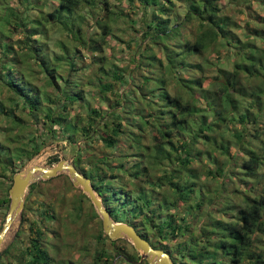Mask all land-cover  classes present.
Returning <instances> with one entry per match:
<instances>
[{
    "label": "trees",
    "instance_id": "1",
    "mask_svg": "<svg viewBox=\"0 0 264 264\" xmlns=\"http://www.w3.org/2000/svg\"><path fill=\"white\" fill-rule=\"evenodd\" d=\"M45 1L0 0V80L15 94L11 100L16 109L22 103V110L28 111L33 121L19 118L17 110L4 102H0V112L11 120L7 132L35 129L31 138H24L15 148L10 143L20 140L18 132L10 136L8 133L0 141V167H9L15 160L22 166L37 154L47 141L40 135L46 125L54 137L73 141L77 153L84 152L75 165L91 179L114 220L132 224L154 247L169 252L176 264H264V122L252 126L256 118L251 119L253 108L258 113L264 111V57L256 59L254 54L256 49L263 53L264 50L247 42L255 36L264 38V31L256 35L248 30L244 34L246 40L239 38L230 17L222 13L220 0H186L189 5L185 18L177 22L178 12H170L177 0H138V4L137 0H129L130 11L145 15L143 35L150 37L144 48L139 44L140 62L132 70L139 80L131 83L134 87L129 89L127 85L134 76L118 66L111 70L100 68L104 76L89 74V66L80 57H67L73 50L79 55L80 47L96 55L110 33L108 24L98 19L94 21L102 30L93 34L73 21L76 11L86 4L93 5V1L55 0L57 6L44 12ZM255 1L264 5V0ZM246 3L251 0L237 2ZM36 7L41 11L39 16L28 18L27 11ZM193 22L198 26L196 31L191 28ZM48 23L60 25L76 46L72 48L59 40L62 51L50 55L41 44L47 38ZM14 28L23 33L16 42L12 38ZM184 34L190 38H183ZM14 44L21 46L23 58ZM230 51L238 56L236 64L243 61L248 66V78L257 79L256 85L243 81L241 66L235 64L231 70L216 68L212 81L217 89L205 87L204 74L214 64L208 54L216 53L217 63L231 56ZM200 53L205 56L202 62L188 60ZM181 61L194 67L191 76L182 74L189 69L181 67ZM104 73L125 88L117 90L115 104L109 98L105 100L107 91H116V84L104 80ZM88 87L99 89L101 99L116 109L107 115L96 105L88 108L87 118L71 116L75 104L87 99L84 92ZM233 102L235 105L229 110ZM209 114L213 115L212 120ZM226 120L238 126L222 131ZM232 140L241 155L229 150ZM95 141L103 142L116 154L97 155L91 145ZM207 144L208 151L203 155L198 148ZM120 150L126 151L119 154ZM205 156L208 162L203 167L209 176L217 179L229 175L233 179L227 195L213 193L192 166L201 164ZM223 156L230 158L233 165L230 174ZM58 161L59 157L54 156L50 164ZM115 162L117 165L112 166ZM118 169L124 171L123 175L116 172ZM125 175L132 182L131 189L126 188ZM35 185L31 184V189ZM80 193L81 200L79 197L73 201L76 218L82 214L83 198L88 197ZM236 198L240 201L236 202ZM128 199H135L131 209L125 206ZM1 200L8 203L10 197ZM215 204L219 206L215 210L230 217L216 216L212 210ZM91 211L98 216L94 206ZM48 218L54 219L55 215L46 213L45 219ZM38 235L16 259L26 261L25 264H66V260L51 253L52 249L57 252L59 246L41 241V234ZM97 238L100 244L93 264L100 263L104 256L107 263L118 258L120 264L136 263L141 258L125 239L111 241L102 229ZM107 242L111 248L105 246ZM144 264H148L146 260Z\"/></svg>",
    "mask_w": 264,
    "mask_h": 264
},
{
    "label": "rangeland",
    "instance_id": "2",
    "mask_svg": "<svg viewBox=\"0 0 264 264\" xmlns=\"http://www.w3.org/2000/svg\"><path fill=\"white\" fill-rule=\"evenodd\" d=\"M93 5L88 4L85 5V7L82 10L76 11V13L73 15V21L76 22L78 25L80 24L81 27H83V31H88L87 33L93 34L95 30H99L101 32L102 28H100V25L94 21L95 19L101 20L102 22L108 24V27L110 28L109 35L106 37V41L103 44V48L99 53H96V55L92 52H87L85 48L80 47V53L79 55L75 54V50L72 51L70 55L67 57L73 59L76 57L80 60L84 61V64L89 66V69L87 68L86 72L89 74H96V73H102L103 71L100 70V68H105V70H111L112 67L118 66L123 71H125L127 74H133L134 81L130 82V85H127V87L132 89L134 86L131 84L133 82L137 83L139 78L138 76L135 79L137 72H132V70L135 68L136 64L140 62L138 59L140 50L139 44L141 43L140 47L144 48L145 43L149 42L150 37H145L143 35V31L145 29V24L142 22V20L145 18V15L143 13H134L131 10V4L129 0H92ZM244 0H241V2ZM47 2L44 5V12H50L57 6V1L55 0H47ZM105 2H108L107 5ZM238 0H220L219 4L220 7H223L224 15H228L230 17V23L232 28H237V33L239 38H244L246 40V34L247 32H252L254 34H261L262 31H264V5L260 4V1L251 0V3L244 4H237ZM139 1L137 0L138 4ZM16 5L15 1L13 2V5ZM172 5V4H171ZM189 5V2L186 0H177L176 4H174L173 7H171L170 12L174 14L175 12H178V17L176 18V22L182 20V18H185L187 6ZM32 7V6H31ZM36 8H31L27 11L26 15L28 18H37L39 14L41 13L40 9L38 10ZM92 9V13L89 11ZM116 12H121L123 14L117 15ZM174 12V13H173ZM151 13V12H150ZM94 15V18L92 16ZM147 15V14H146ZM97 18H96V17ZM149 18V17H146ZM250 22V26L247 25V22ZM236 22L237 25L234 23ZM48 35L46 36V39H43V43H41L43 46H45L48 49V52L50 55L59 54L62 50L60 48V43H58L59 40H64L67 42L69 46L75 47V42L73 41L72 37L69 36L65 31H62L60 25H51V23H48L47 25ZM191 28H193L194 31L198 29V26L195 22L191 24ZM249 30V31H248ZM108 31V30H107ZM96 34V33H95ZM94 34V35H95ZM23 36L22 30H17V28L13 29V35L12 38L16 42L17 39L21 38ZM183 38H190V35L184 34L182 35ZM254 37V36H253ZM195 38L197 36L195 35ZM247 42H251V44H256V46L259 49L264 50V38H260L259 36H255L254 39H250ZM37 42H33V44L36 45ZM16 46V52L21 56V58L24 57V52L20 48V45ZM1 51V49H0ZM87 52V53H86ZM195 54V53H193ZM256 59H259V57H264V53L259 50L254 51ZM229 57L223 58V60L218 61L215 63V58L217 56L216 53H209L208 58L210 60H213V65H210V67L206 70L205 78V87H209L211 89L215 88L217 89L216 85H213L212 78L215 76L217 69L216 68H224L229 69L234 68L237 64L241 66V79L243 81L245 80L250 81L249 84L255 86L257 83V79H250L248 78L250 75V71L248 70L247 65H243L242 62H237L238 56L234 54L233 51L229 52ZM234 55V56H233ZM101 59V63L98 62V60ZM205 59V56L203 54H196L191 55L188 60L191 62H202ZM241 63V64H240ZM191 63H183L180 62V65L182 67L185 66L189 70L182 71V74L184 76H191L193 74L191 70L194 68L190 65ZM196 64V63H193ZM236 64V65H235ZM251 65V64H249ZM255 67L257 65L254 63ZM254 66H251V68ZM243 68V69H242ZM246 68V69H244ZM197 73L194 74L197 75ZM105 74V73H104ZM2 75V71H0V76ZM104 80H109L111 82H114L116 84V88L114 90L107 91L106 98H108L113 102V104L116 103V94L118 89L124 90L125 88L119 83L116 82L115 78L112 77V75L105 74ZM104 76V75H103ZM93 77V76H92ZM107 78V79H106ZM89 79V78H88ZM215 81V79H214ZM97 82V81H95ZM221 83V82H220ZM222 84V83H221ZM247 84V83H246ZM248 85V84H247ZM249 86V85H248ZM172 88V87H171ZM87 90L84 92L87 99L81 103H76L74 108L71 110V116L79 114L80 118H87L88 117V108H93V106H99L103 113L111 112L112 110L116 109L115 107L110 108L108 104L101 99V93L98 91L99 89H96V87L86 88ZM52 90V89H50ZM113 92V93H112ZM125 93V91H124ZM198 96V94L196 95ZM11 97H15V94H13L12 91H10L0 80V102H4V104L12 105L15 110H17L19 118H22L23 120H28L27 122L33 121L30 115H28V111L22 110V103L17 107L14 105V101L11 100ZM197 100V103L199 102V99ZM203 101V100H201ZM238 104V103H237ZM236 104V105H237ZM206 104L203 101L201 104L202 107H204ZM235 105V102H233L231 105H229V110ZM235 110V108L232 109L230 113H232ZM252 111L253 114L251 115V119L256 118V120H252L253 125L257 126L259 123L262 124L264 122V111H261V113H258L255 108H253ZM263 112V113H262ZM109 114V113H108ZM107 114V115H108ZM111 116V115H109ZM108 117V116H107ZM213 119V115L209 114V120ZM104 120H102L100 123L102 124ZM11 125V120L8 121L7 117L4 116L0 112V141L2 142L5 140L6 137L14 134L15 132H18L17 130L14 132L10 129L9 132L6 131V128ZM234 124L226 120V122L222 125V131H228L231 127H234ZM44 131L42 130V133L40 134L42 138H45L47 141L44 142V146L41 148V150L35 154L30 160H28L24 165L20 166V162L15 160L9 167H5V165H1L0 167V231L2 229L3 223L5 221L6 214L8 213L9 207H10V201L3 202L1 199H4L7 195H9V190L13 184V178L15 173L22 170L23 167L26 164L29 163H36L38 165H50V160L54 156H58L59 160L62 157H64L67 160L72 161L74 164L76 162V159L78 157H83L84 152H81L80 150L77 153V149L72 143H70L67 139L64 140L61 137H54L53 133H51L46 125H44ZM21 135L20 140H17L15 142H11L10 146L11 148H15L18 146V144L25 139L31 138L33 134L35 133V129H24L22 132H18ZM38 133V132H36ZM231 135L228 136L227 140L230 141ZM8 143V142H6ZM59 143V146L57 144ZM32 144V143H31ZM91 145L93 146V151L97 153V155L101 156L103 153H106L110 155V157H113L116 154V151H114L112 148H106L104 146L103 142H91ZM66 146V148H63ZM208 144L207 145H200L198 149L203 150V155L205 152L208 151ZM210 149V147H209ZM232 154H239L241 155V152L239 150L238 144L232 140L230 143V148ZM7 151V150H4ZM126 151V150H125ZM120 150L119 154H123V152ZM81 153V154H80ZM224 157V156H223ZM22 158V157H21ZM228 162L226 163V170L227 174H230L231 168L233 167L230 158H225ZM208 162V158L205 156L204 160L201 164L199 163H193V167L198 169V174L200 177V180L202 183L207 185L213 193H218V196L227 195L231 186V181L233 179L230 178L229 175H227L224 178L218 177L217 179H214L213 177L209 176L207 172V168L203 167V164ZM82 166H87V164L82 163ZM117 162L113 163L112 166H116ZM130 165V164H129ZM20 166V167H19ZM14 169V170H13ZM109 172V171H108ZM118 174H122L124 171H121L120 169L116 170ZM126 181V188L131 189L133 187L132 182L128 180L127 175H125ZM35 187L31 189L29 187L27 193H26V201H25V207L22 210V213L16 218L10 232L8 233L6 240L0 249V263L3 264H25L26 261H18L16 257L21 253L22 250H25L28 245L32 242L34 238H37L39 234H41L40 240L46 242L47 244H57L59 246L58 251L55 252L53 249L51 250V253H53L57 258L66 260V264H93L94 258L96 255V249L99 247L100 241L97 238L98 233H100V229L103 230L102 226V220L101 217L95 216L91 208H93V203L90 200L89 197H84L82 201V214L80 218H76L75 214L73 213V201L80 196V191L83 192V190L79 187L74 186L69 176L65 173L59 174L58 176H55L51 179H37L36 182H34ZM168 186L164 187V194L168 191ZM227 188V189H226ZM217 192H215V191ZM84 193V192H83ZM10 197V196H9ZM125 200V199H124ZM135 199L131 200L128 199L126 201L127 208L131 209L132 203ZM236 202H239L240 200L238 198L235 199ZM219 208L218 205H213L212 210L215 213L216 216L222 217V218H229L230 214L227 216H224L222 212H219L218 210H215ZM95 209V207H94ZM53 214L55 215V218L53 219H45V214ZM1 233V232H0ZM104 233V230H103ZM105 234V233H104ZM106 235V234H105ZM110 239V238H109ZM119 239H125L126 238H119ZM117 239V240H119ZM111 240V239H110ZM112 241V240H111ZM128 241V240H127ZM129 242V241H128ZM106 247L111 248V244L107 242L105 244ZM129 248L133 249L135 248L132 246V243L129 242ZM137 252L140 254V252L137 250ZM105 256L102 257V261L97 264H120L118 261V258H116L113 263H107L105 261ZM147 262V261H146ZM122 264V263H121ZM124 264H144V260H139L135 262L127 261V263Z\"/></svg>",
    "mask_w": 264,
    "mask_h": 264
},
{
    "label": "water",
    "instance_id": "3",
    "mask_svg": "<svg viewBox=\"0 0 264 264\" xmlns=\"http://www.w3.org/2000/svg\"><path fill=\"white\" fill-rule=\"evenodd\" d=\"M57 146H59V143ZM63 148H66V146ZM62 173L67 174L74 186L81 188L90 198L96 212L101 217L104 233L111 240L126 238L140 252L141 260H146L148 264H176L169 252L154 247L132 224L114 220L110 211L104 205L102 196L95 190L91 179L80 171L72 161L62 156L54 164L38 165L29 163L22 170L15 173L13 184L9 190L10 207L0 231V249L10 232L12 223L25 207L26 193L31 184L36 182L37 179L47 180Z\"/></svg>",
    "mask_w": 264,
    "mask_h": 264
},
{
    "label": "bare ground",
    "instance_id": "4",
    "mask_svg": "<svg viewBox=\"0 0 264 264\" xmlns=\"http://www.w3.org/2000/svg\"><path fill=\"white\" fill-rule=\"evenodd\" d=\"M15 220H16V219H15ZM15 220H14V222H15ZM14 222L12 223V225H11V228H12V226H13ZM11 228H10V230H11Z\"/></svg>",
    "mask_w": 264,
    "mask_h": 264
}]
</instances>
